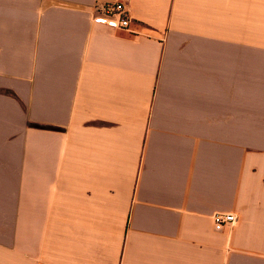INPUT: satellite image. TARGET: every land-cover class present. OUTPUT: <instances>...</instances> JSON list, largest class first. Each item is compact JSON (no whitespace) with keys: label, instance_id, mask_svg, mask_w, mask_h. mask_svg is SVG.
Returning a JSON list of instances; mask_svg holds the SVG:
<instances>
[{"label":"crops","instance_id":"crops-1","mask_svg":"<svg viewBox=\"0 0 264 264\" xmlns=\"http://www.w3.org/2000/svg\"><path fill=\"white\" fill-rule=\"evenodd\" d=\"M0 264H264V0H0Z\"/></svg>","mask_w":264,"mask_h":264},{"label":"built area","instance_id":"built-area-1","mask_svg":"<svg viewBox=\"0 0 264 264\" xmlns=\"http://www.w3.org/2000/svg\"><path fill=\"white\" fill-rule=\"evenodd\" d=\"M123 6H116L115 9H107L102 15L96 16L94 21L106 24L117 30H128L130 18ZM237 216L233 213H219L214 216L215 227L221 230L225 226H233L237 222Z\"/></svg>","mask_w":264,"mask_h":264}]
</instances>
